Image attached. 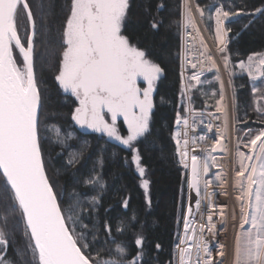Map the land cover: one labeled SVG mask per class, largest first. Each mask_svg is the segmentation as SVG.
Listing matches in <instances>:
<instances>
[{
  "label": "trees",
  "instance_id": "obj_1",
  "mask_svg": "<svg viewBox=\"0 0 264 264\" xmlns=\"http://www.w3.org/2000/svg\"><path fill=\"white\" fill-rule=\"evenodd\" d=\"M196 1L208 16L205 25L210 33L209 15L216 7L234 16L225 27L227 41L223 54L231 64L264 52V0ZM26 2L35 27L33 67L41 97L38 132L42 161L66 227L74 230L77 237H83L78 246L91 264L131 261L137 256L136 264H175L174 247L187 181L173 141L182 108L180 0H129L122 34L131 45L145 52L147 60L162 69L151 97L147 131L130 145L106 133L79 130L72 119L76 103L64 95L55 79L62 60V31L70 12V0ZM19 9L26 19L21 5ZM211 78L213 75L208 74L200 83ZM233 82L237 118L247 129L250 128L247 122L256 118L251 88L244 77ZM210 92H215L214 97L209 96ZM218 95L217 83L199 84L189 92L190 106L193 110H204ZM116 132L125 139L129 135L123 122L116 124ZM134 157L144 169L148 201L140 186ZM69 160L75 162L69 164ZM89 180L93 182L86 183ZM0 231L6 240L1 246L0 264H38L24 221L3 205H0ZM138 237L143 240L140 247L135 244ZM118 245L127 251L123 258L115 251Z\"/></svg>",
  "mask_w": 264,
  "mask_h": 264
},
{
  "label": "snow or ice",
  "instance_id": "obj_2",
  "mask_svg": "<svg viewBox=\"0 0 264 264\" xmlns=\"http://www.w3.org/2000/svg\"><path fill=\"white\" fill-rule=\"evenodd\" d=\"M21 3L27 11L28 21L32 22L33 14L26 0H0V205L14 216L19 215L25 222L30 241L34 242L33 252L38 264H89V259L78 246L83 237H77L74 230L66 227L65 218L45 174L38 132L41 97L33 75V40L29 36L27 47H24L18 35ZM128 8L129 0H70V12L62 31V60L55 77L59 87L65 93L70 92L79 103L72 114V119L78 125L103 131L124 145H130L131 141L147 131L152 108L151 92L154 81L162 72L159 66L145 58L144 51L130 46L128 39L121 35V24ZM216 12L217 39L224 43L227 35L224 19L232 13L219 8ZM152 27L155 28L156 24L153 23ZM13 43L23 57L22 68L17 66L13 57ZM260 64L264 65V60ZM137 77H142L148 85L143 89V99L140 97L141 89L136 86ZM134 109L139 110L138 114ZM104 110L111 114L113 125L117 116L124 117L129 130L126 139L117 134L114 126L104 122ZM217 111L222 112L223 108L218 107ZM184 124L187 126V120ZM262 137L264 131L250 141L254 150L260 141L255 156L260 167L253 164L250 171L242 167L236 173L239 178H244L245 172L248 173L247 187L240 183L242 191L237 199L246 197L248 200L247 205L241 206L240 228L250 225L246 232L237 236L236 264H264ZM240 155L243 156V153ZM74 162L68 161L69 164ZM139 171L143 175L144 169L139 168ZM197 177V157L193 156L190 187H196ZM143 186L147 188V181L143 182ZM208 220L211 222L212 215L208 216ZM203 228L202 225V231ZM142 243V238H136L138 247ZM5 244L4 233L0 231V245ZM196 247L197 264H200L201 248L199 244ZM115 251L121 258L127 255L122 246L118 245ZM202 251L205 257L203 264H213L207 244ZM188 252V249H180V264H188ZM219 254L222 256L223 252ZM137 259L138 256L131 261L110 260L105 264H136Z\"/></svg>",
  "mask_w": 264,
  "mask_h": 264
},
{
  "label": "built area",
  "instance_id": "obj_3",
  "mask_svg": "<svg viewBox=\"0 0 264 264\" xmlns=\"http://www.w3.org/2000/svg\"><path fill=\"white\" fill-rule=\"evenodd\" d=\"M180 6L179 75L187 95V82L198 85L205 76L214 71H220L223 75L220 55L224 52V43L217 39L216 10L221 9L220 7H216L209 17L213 25L212 37L205 27V15L196 0H180ZM198 9H201L203 14L199 13ZM233 18L234 16L221 18L224 19V27ZM226 37L227 35L224 40ZM223 92L220 99L222 112H194L188 107L185 119L179 122L173 131L177 159L185 168L187 176L186 203L174 247L175 264H180L182 248L189 250L188 264H197V244L201 248L200 264H203L205 259L202 251L205 244L209 248L213 264H231V245L233 242L237 245L243 200L237 199L242 190L234 164L236 133L226 84ZM185 120L187 126L184 124ZM217 140L219 143H216ZM193 156L197 157L198 184L195 187V199L191 204L189 183ZM209 215H212L211 222L208 220ZM185 219L188 221L187 228ZM212 225L215 227L212 228ZM228 232L232 237L228 236ZM221 251L222 256L219 254Z\"/></svg>",
  "mask_w": 264,
  "mask_h": 264
},
{
  "label": "rangeland",
  "instance_id": "obj_4",
  "mask_svg": "<svg viewBox=\"0 0 264 264\" xmlns=\"http://www.w3.org/2000/svg\"><path fill=\"white\" fill-rule=\"evenodd\" d=\"M204 14L206 15V17L204 18V22H206L208 16L206 13ZM209 34L212 35L213 37V25L211 27V33L209 32ZM18 35H19V38L21 39L22 45L24 47H27L28 37H29V23H28V19L27 18L25 19L23 15L20 13V9L18 11ZM226 39L224 40L225 41L224 42V52H225L226 41H227ZM33 41H34V37H33ZM12 48H13V57L17 61V66L22 68L23 58L21 56V53L15 47L14 44L12 45ZM34 50H35V46L33 45L32 57L34 54ZM223 54L220 55V62H221V67L223 69V75L220 74V71H216V72L214 71L211 73L213 75V78H211V80L205 81V82L202 81L201 83L199 82L198 85L217 83L218 90H219L218 97L216 98V100H214L213 104L205 105V108H204V110L206 111H217L218 107H223L220 102V99L222 98L223 93H224L223 92L224 84H226L227 93H228V96L231 102L233 123L235 125V133H236L235 142H234L235 150H236V158L234 161L236 172L241 171L242 167H247L248 171H250L251 165L253 164H255L257 168L260 167V162L255 159L256 152H258V145L260 144V141L257 142V148L255 150L253 149V146L250 144V141L254 139L257 135H259L261 131H264V75H262V73H264V65L260 64V61L264 60V52L261 54L250 56L245 61L239 62L236 64H231L229 60L224 57ZM253 65L257 67V72L252 75L250 73L249 67ZM237 77H244L249 83L250 88H251V98H252L251 100H252V108H253L252 112L256 118L253 119V121L247 122L249 123V126H250V128H247V129L242 127L243 123H241V121L237 118V114H236V104H235L236 102H235V97H234L236 89H235L233 81ZM198 85H194L190 82H187L186 83L187 95H186L185 89H184L185 87L180 80V105L182 108L180 110V113L177 116V118L179 117V122L185 119L187 111H188V107L190 110H193L190 106L189 92L192 90V88L194 89ZM214 95H215V92H210L209 94L210 97H214ZM193 111L198 112L200 110H193ZM148 122H149V119H148ZM179 122H177V124ZM125 125L128 129L127 123H125ZM262 139H264V137H262ZM241 153H243V156L240 155ZM245 157H252V159L249 160V159H246ZM133 162H134L136 171L141 179L140 186L144 191L145 200L148 201L147 188L143 186V182L146 181V179L144 178V173L143 175L140 174V171H139L140 167H139L138 160L136 157H134ZM247 174L248 173L245 172V177L240 178L241 183H243L245 188L247 187V179H246ZM253 188H255V185L253 186ZM185 203H186V197H185ZM247 203H248V200L245 197L243 199V205H247ZM249 227L250 225L246 224L243 229L241 228L239 234L246 232ZM241 239H243V237ZM1 246L2 245H0V251H1Z\"/></svg>",
  "mask_w": 264,
  "mask_h": 264
},
{
  "label": "flooded vegetation",
  "instance_id": "obj_5",
  "mask_svg": "<svg viewBox=\"0 0 264 264\" xmlns=\"http://www.w3.org/2000/svg\"><path fill=\"white\" fill-rule=\"evenodd\" d=\"M123 22H124V20L122 21V24H121V35H123V34H122V26H123ZM129 44H130V43H129ZM130 46H133V45L130 44ZM160 76H161V73L158 75L157 79L154 81V86H153V89H152V92H151V97H152V94H153V92H154L155 85H156V83H157V81H158V79H159ZM136 86L139 87V88L141 89L140 97H141V99H143V89H145V88L148 87L147 82L144 81L142 77H137V79H136ZM61 90H62V92L64 93L65 96L70 97V98H72V99L74 100V102L76 103V107L79 106L78 101L75 99L74 96L71 95L70 92L65 93V92L63 91V89H61ZM133 111H135L137 114H138V112H139L138 109H134ZM102 115H103V117H104V122H105L106 124H108L109 126H112L113 121H112L111 114L108 113L106 110H104V111L102 112ZM118 122H123L124 125H125L124 117H123V116H117L116 121H115V124L113 125L115 128H116V124H118ZM74 124H75V126H76L79 130H81V131H83V132H97V131H94V130L89 129V128H87V127H81V126L78 125L75 121H74ZM125 126H126V125H125ZM99 133H103V131H100Z\"/></svg>",
  "mask_w": 264,
  "mask_h": 264
},
{
  "label": "water",
  "instance_id": "obj_6",
  "mask_svg": "<svg viewBox=\"0 0 264 264\" xmlns=\"http://www.w3.org/2000/svg\"><path fill=\"white\" fill-rule=\"evenodd\" d=\"M21 6L23 8V4L21 3ZM25 14H26V17H27V11L23 8ZM201 9H199V13H201ZM28 19V18H27ZM29 36L32 37V40H33V37H34V32H35V27H34V21L32 22H29ZM14 44V43H13ZM15 45V44H14ZM19 50V49H18ZM22 56V55H21ZM23 58V57H22ZM33 75H34V79H35V72H34V67H33ZM39 110H40V107H39ZM38 119H39V111H38ZM43 162V161H42ZM1 176H2V173H0ZM192 180V168H191V172H190V182ZM189 198H190V203L192 204L194 199H195V187H190V183H189ZM57 205H58V202H57ZM59 207V205H58ZM25 223V222H24ZM26 226V224H25ZM29 233V236H30V232ZM33 246H34V242H32ZM89 264H91L89 262ZM234 264H236V258H235V261H234Z\"/></svg>",
  "mask_w": 264,
  "mask_h": 264
},
{
  "label": "bare ground",
  "instance_id": "obj_7",
  "mask_svg": "<svg viewBox=\"0 0 264 264\" xmlns=\"http://www.w3.org/2000/svg\"><path fill=\"white\" fill-rule=\"evenodd\" d=\"M249 70H250V73L253 75V74H255L257 72V67L253 65V66L249 67ZM226 236H227V234H226ZM228 236L232 237V234L228 232ZM236 247H237V245L235 246V244L233 242L232 245H231V252H232L231 264H234V261H235V258H236Z\"/></svg>",
  "mask_w": 264,
  "mask_h": 264
}]
</instances>
